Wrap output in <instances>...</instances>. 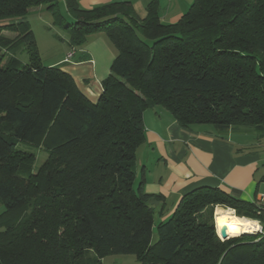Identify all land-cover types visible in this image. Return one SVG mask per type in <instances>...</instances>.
Returning a JSON list of instances; mask_svg holds the SVG:
<instances>
[{
	"label": "trees",
	"instance_id": "1",
	"mask_svg": "<svg viewBox=\"0 0 264 264\" xmlns=\"http://www.w3.org/2000/svg\"><path fill=\"white\" fill-rule=\"evenodd\" d=\"M71 46L103 33L115 49L92 102L59 66L42 64L25 16L57 0H0V264H102L132 254L139 264H264V233L221 240L213 207L260 219L256 202L218 187L182 195L152 240V197L136 183L143 111L164 108L182 127H264V0H193L173 23L155 1L139 18L129 2L81 8L63 0ZM17 19V20H15ZM17 32L28 56L1 65ZM47 159L33 173L34 153ZM240 235V236H235Z\"/></svg>",
	"mask_w": 264,
	"mask_h": 264
},
{
	"label": "crops",
	"instance_id": "2",
	"mask_svg": "<svg viewBox=\"0 0 264 264\" xmlns=\"http://www.w3.org/2000/svg\"><path fill=\"white\" fill-rule=\"evenodd\" d=\"M76 1L83 9L129 2L139 18L146 16L147 5L155 1L163 23L177 21L193 3V0ZM68 46L43 65L59 66L95 102L102 90L101 83L110 72L115 49L103 33L90 35L80 46ZM71 50L72 56L66 58ZM143 124L144 142L136 150V183L143 177L142 189L152 195L148 203L159 221L171 215L183 194L200 186L218 187L250 202H256L264 192L263 126L182 127L160 106L143 111Z\"/></svg>",
	"mask_w": 264,
	"mask_h": 264
},
{
	"label": "rangeland",
	"instance_id": "3",
	"mask_svg": "<svg viewBox=\"0 0 264 264\" xmlns=\"http://www.w3.org/2000/svg\"><path fill=\"white\" fill-rule=\"evenodd\" d=\"M57 5L59 12L63 16V20L60 23H55L52 17L50 10L46 8L47 3H42L41 5L36 7H31L28 9V12L25 16V19L28 21L30 25V29L34 34L35 45L37 47L40 60L42 64H46L54 60L59 54L66 51L69 48L68 37L66 32L62 29L61 25L70 24L72 19L69 15H67L65 10V5L62 0H57ZM17 20V19H15ZM11 19L0 20V25H4L10 22ZM1 34L8 37L9 39L15 42L14 47L10 49H3V58L1 61V65H3L9 57L15 56L17 57L21 63H27L28 56L26 53V45L23 42L18 41L17 32L11 30H1ZM253 126V125H247ZM233 127V126H232ZM18 148L29 150L34 153L33 161H32V169L33 173H36L37 169H39L42 164L47 159V152L41 147H32L26 143H19ZM220 205H215L213 207V217H214V209L215 207ZM1 210H3V206L0 204ZM222 207V206H221ZM159 222L157 215L154 217V226L152 229V240L156 239V224ZM240 235H254L255 233H240L236 232ZM233 234V233H232ZM231 234V235H232ZM228 236L229 237H231ZM235 235V236H240ZM102 264H139L136 261L135 257L132 254H116V255H108L102 259Z\"/></svg>",
	"mask_w": 264,
	"mask_h": 264
},
{
	"label": "bare ground",
	"instance_id": "4",
	"mask_svg": "<svg viewBox=\"0 0 264 264\" xmlns=\"http://www.w3.org/2000/svg\"><path fill=\"white\" fill-rule=\"evenodd\" d=\"M236 221H242L243 223H236ZM255 220L249 219L247 217L238 216L234 213V211L230 208H223L221 206H217L214 209V223L215 229L218 233L219 230L224 227L226 232V237L230 236L232 232L230 229H237V232L240 233H254L258 230V228L253 225L251 231H241L240 229L243 228L244 223H251Z\"/></svg>",
	"mask_w": 264,
	"mask_h": 264
},
{
	"label": "built area",
	"instance_id": "5",
	"mask_svg": "<svg viewBox=\"0 0 264 264\" xmlns=\"http://www.w3.org/2000/svg\"><path fill=\"white\" fill-rule=\"evenodd\" d=\"M73 54V50H71L67 55L66 58H70ZM256 204L258 206V213L260 215V219H256L255 221L259 222V228L255 234L257 233H264V192L261 193L256 201ZM217 233V232H216ZM218 235V234H217Z\"/></svg>",
	"mask_w": 264,
	"mask_h": 264
},
{
	"label": "clouds",
	"instance_id": "6",
	"mask_svg": "<svg viewBox=\"0 0 264 264\" xmlns=\"http://www.w3.org/2000/svg\"><path fill=\"white\" fill-rule=\"evenodd\" d=\"M236 223H243L242 221H236ZM253 225H255L256 228H259V222L258 221H254V222H251V223H244V226L242 229H240L241 231H251L252 230V227ZM230 231L232 233H236L238 230L237 229H230Z\"/></svg>",
	"mask_w": 264,
	"mask_h": 264
},
{
	"label": "water",
	"instance_id": "7",
	"mask_svg": "<svg viewBox=\"0 0 264 264\" xmlns=\"http://www.w3.org/2000/svg\"><path fill=\"white\" fill-rule=\"evenodd\" d=\"M217 234H218V236H219V238L221 240L228 239V237H226V232H225V228L224 227H222Z\"/></svg>",
	"mask_w": 264,
	"mask_h": 264
}]
</instances>
